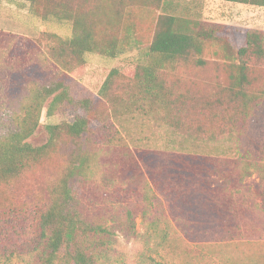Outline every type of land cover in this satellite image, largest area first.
Listing matches in <instances>:
<instances>
[{
  "label": "trees",
  "instance_id": "16d2710c",
  "mask_svg": "<svg viewBox=\"0 0 264 264\" xmlns=\"http://www.w3.org/2000/svg\"><path fill=\"white\" fill-rule=\"evenodd\" d=\"M20 1L32 15L70 22L71 32L42 31L16 44L12 34L0 32L3 67L15 50L43 68L22 98L0 112V242L13 243V264H101L111 231L81 199L99 163L112 178H141L145 167L169 183L200 180L201 198L245 193L264 212V183L243 182L251 168L264 170V162L242 160L236 144L241 124L264 100V29H246L243 43L234 46L216 24L169 12L165 0ZM222 1L264 8V0ZM130 48L143 54L130 77L115 65L89 86L82 81L96 67L89 54L115 58ZM43 108L47 116L66 109L75 115L47 124V140L32 145L27 139ZM134 115L166 128L176 143L150 155L133 149L123 122ZM98 151L112 159L101 162ZM211 174L223 178L219 189H210ZM142 194L118 212L130 227L138 208L147 214L150 198ZM188 213L173 204L170 217L162 214L165 240L172 241V220L192 225ZM184 264L199 263L191 255Z\"/></svg>",
  "mask_w": 264,
  "mask_h": 264
},
{
  "label": "rangeland",
  "instance_id": "374dc122",
  "mask_svg": "<svg viewBox=\"0 0 264 264\" xmlns=\"http://www.w3.org/2000/svg\"><path fill=\"white\" fill-rule=\"evenodd\" d=\"M165 3L167 11L176 15L216 24L218 33L234 46L243 43L246 29H264L263 7L222 0H165ZM42 31L68 36L71 24L32 15L26 2L0 0V32L12 34L14 44L26 37H36ZM147 40L148 34L144 43ZM13 51L8 57L7 67L0 63V112L8 110V103L20 100L32 85L30 81L43 74L39 59H30L31 55L27 54L28 61L20 52ZM140 51L130 48L115 58L89 54L88 60L96 67L82 81L89 86L91 80L102 78L115 65L122 69L124 77H130L134 65L143 57ZM74 115V110L66 109L47 116L43 108L39 126L27 141L32 145L43 144L48 137L47 124L69 122ZM123 124L131 134L126 136L127 142L143 154L150 155L156 150L170 148L178 139L169 130L142 115L128 116ZM239 131L236 141L238 157L264 162V100L241 124ZM94 154L101 162L112 159L105 151ZM141 173V178H112L104 170V163L92 166L89 172L88 182L81 191L85 211L96 219L105 218V224L111 231L110 243L106 255L100 260L101 264H154L162 260L184 264L186 257L191 255L199 264H264V212L257 209L245 193H236L237 198L228 197L225 200L224 195H205L201 198L200 180L187 186L184 181L169 183L170 180L153 177L155 172L152 168L142 167ZM263 173L259 166L251 168L243 182L253 188L262 185ZM155 180L158 181L156 184ZM208 180L210 189L223 186L220 175L211 174ZM144 192L150 198L147 214L141 216V208H138L135 225L130 227L118 212L128 204L139 202ZM173 204L178 206L179 211L189 212L186 221L190 220L192 225L185 227L172 220L175 232L170 242L161 234V227L164 226L161 218L163 213L171 216ZM185 241L189 245L186 249L183 247ZM12 252L11 241L0 242V264H13Z\"/></svg>",
  "mask_w": 264,
  "mask_h": 264
}]
</instances>
